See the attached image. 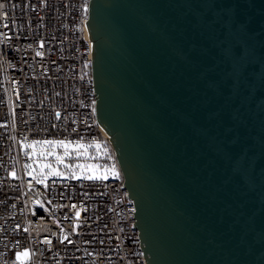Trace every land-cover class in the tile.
<instances>
[{"label": "water", "instance_id": "95a60500", "mask_svg": "<svg viewBox=\"0 0 264 264\" xmlns=\"http://www.w3.org/2000/svg\"><path fill=\"white\" fill-rule=\"evenodd\" d=\"M87 29L147 264H264V0H90Z\"/></svg>", "mask_w": 264, "mask_h": 264}, {"label": "built area", "instance_id": "2783aa9c", "mask_svg": "<svg viewBox=\"0 0 264 264\" xmlns=\"http://www.w3.org/2000/svg\"><path fill=\"white\" fill-rule=\"evenodd\" d=\"M89 1L0 0V264H147L97 119ZM79 161L114 163L119 177L77 175ZM43 164L62 175L45 168L37 183Z\"/></svg>", "mask_w": 264, "mask_h": 264}, {"label": "snow or ice", "instance_id": "6c2138e0", "mask_svg": "<svg viewBox=\"0 0 264 264\" xmlns=\"http://www.w3.org/2000/svg\"><path fill=\"white\" fill-rule=\"evenodd\" d=\"M85 11H87V9H85ZM38 55H39V53H38ZM36 143H41V142L40 141H37ZM42 143H44V144H58L59 146L64 147L65 150H67L68 145H69L70 142H65V141H58V142L57 141H43ZM93 146L96 149H98V150L102 148V145H100L99 143H97L95 145H87L86 146V145H84L82 143L77 142L76 145H75V147H76L77 150H79V149H85L86 150L88 147H93ZM57 159H59V157H57ZM29 168L31 169V165H29ZM45 168H48L50 170V174L51 175H55V176L62 175L59 171H57L56 169L52 168L51 165L43 164V165H41V175H40V178H37L36 176H33L32 177L34 180H36L37 183H44V178H45V175L46 174L43 172V169H45ZM33 171H34V169H33ZM112 173H113V176L114 177H116V178L119 177V173L116 172L114 168L112 169ZM29 174L31 175V172ZM73 175H75V174H73ZM12 176H13V178H15L16 177V173L13 172L12 173ZM87 178L88 179H94L96 177H94V176H88ZM101 178L107 179V171H105L102 174V177ZM77 217H79V213H77ZM28 256H29V252L28 251H25L23 253H17V257L16 258L19 260V259H21V257H28Z\"/></svg>", "mask_w": 264, "mask_h": 264}, {"label": "rangeland", "instance_id": "374dc122", "mask_svg": "<svg viewBox=\"0 0 264 264\" xmlns=\"http://www.w3.org/2000/svg\"><path fill=\"white\" fill-rule=\"evenodd\" d=\"M66 164H62V171L64 172V170H66V167L64 166ZM78 166H76L77 168V175H80L82 173H89L88 176H94L96 178H101L102 174L107 171V179L108 178H114L113 173H112V169L114 168L116 172L119 173V170L117 169L116 165L114 163H110L109 164H103L101 163L100 165H97L96 163L92 164V165H88L86 166L84 163H81L80 161L77 164ZM68 167V166H67ZM120 174V173H119Z\"/></svg>", "mask_w": 264, "mask_h": 264}]
</instances>
